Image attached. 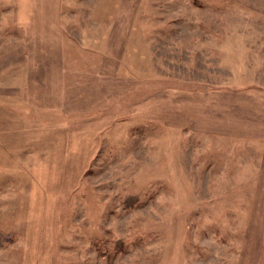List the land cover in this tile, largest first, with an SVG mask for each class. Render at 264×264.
Listing matches in <instances>:
<instances>
[{"label": "rangeland", "instance_id": "374dc122", "mask_svg": "<svg viewBox=\"0 0 264 264\" xmlns=\"http://www.w3.org/2000/svg\"><path fill=\"white\" fill-rule=\"evenodd\" d=\"M0 79V264H264V0H0Z\"/></svg>", "mask_w": 264, "mask_h": 264}, {"label": "crops", "instance_id": "0c3cea01", "mask_svg": "<svg viewBox=\"0 0 264 264\" xmlns=\"http://www.w3.org/2000/svg\"><path fill=\"white\" fill-rule=\"evenodd\" d=\"M31 67H34V65H30ZM4 68L6 67L5 65L3 66ZM35 68V67H34ZM38 68V65L37 67ZM2 72V71H1ZM36 73V72H35ZM34 73V74H35ZM2 77H4L2 75ZM5 78V77H4ZM0 82H2L3 84L6 85V83H12L11 79H0ZM192 113H193V107H192ZM197 119L195 120V123H197ZM174 125L178 126L179 128H181L183 131H185L186 133H188L189 131H191V129L187 126V125H191V128L193 127V120L191 121V123H186L184 119L182 120H175L174 121Z\"/></svg>", "mask_w": 264, "mask_h": 264}]
</instances>
